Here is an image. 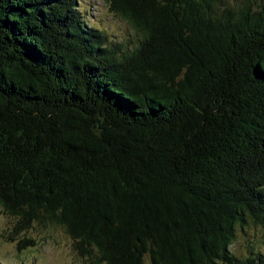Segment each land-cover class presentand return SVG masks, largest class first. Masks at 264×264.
Instances as JSON below:
<instances>
[{
  "label": "trees",
  "instance_id": "16d2710c",
  "mask_svg": "<svg viewBox=\"0 0 264 264\" xmlns=\"http://www.w3.org/2000/svg\"><path fill=\"white\" fill-rule=\"evenodd\" d=\"M104 2L134 40L77 0H0L13 232L58 226L92 264H264L230 250L237 228H264V5Z\"/></svg>",
  "mask_w": 264,
  "mask_h": 264
},
{
  "label": "rangeland",
  "instance_id": "374dc122",
  "mask_svg": "<svg viewBox=\"0 0 264 264\" xmlns=\"http://www.w3.org/2000/svg\"><path fill=\"white\" fill-rule=\"evenodd\" d=\"M222 1L231 7L243 2L264 5V0ZM77 6L88 24L106 32L110 40L125 43L136 38L130 25L112 13L104 0H77ZM13 224L14 219L0 210V264H92L91 260L78 255L71 239L60 227L33 223L28 230L14 233ZM29 241L33 244L19 248L21 243ZM250 245L255 250H264V228L252 224L237 228L231 252L238 257H245ZM144 264L150 263L145 259Z\"/></svg>",
  "mask_w": 264,
  "mask_h": 264
}]
</instances>
